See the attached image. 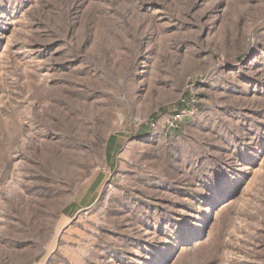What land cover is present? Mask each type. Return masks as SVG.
Listing matches in <instances>:
<instances>
[{
	"label": "rangeland",
	"instance_id": "1",
	"mask_svg": "<svg viewBox=\"0 0 264 264\" xmlns=\"http://www.w3.org/2000/svg\"><path fill=\"white\" fill-rule=\"evenodd\" d=\"M165 260L264 264V0H0V264Z\"/></svg>",
	"mask_w": 264,
	"mask_h": 264
},
{
	"label": "crops",
	"instance_id": "2",
	"mask_svg": "<svg viewBox=\"0 0 264 264\" xmlns=\"http://www.w3.org/2000/svg\"><path fill=\"white\" fill-rule=\"evenodd\" d=\"M115 141V145H114ZM111 143V151L113 148H117V139ZM110 151V152H111ZM117 155V151L113 153V157ZM108 162V161H107ZM109 164V163H108ZM109 166H111L109 164ZM43 183V182H42ZM44 184V183H43ZM106 184V178L102 174H94L90 179L85 181L79 188L74 203L79 205V208L76 212L72 211L73 204L71 205V211L68 216L75 218L78 216L82 211L87 209L89 205L96 201L100 194L103 192L104 186Z\"/></svg>",
	"mask_w": 264,
	"mask_h": 264
},
{
	"label": "built area",
	"instance_id": "3",
	"mask_svg": "<svg viewBox=\"0 0 264 264\" xmlns=\"http://www.w3.org/2000/svg\"><path fill=\"white\" fill-rule=\"evenodd\" d=\"M185 102V100H183ZM194 114V111H191L187 108H183L179 111L172 113L169 117L165 118L163 121L173 130H177L180 128V124L187 117H190Z\"/></svg>",
	"mask_w": 264,
	"mask_h": 264
},
{
	"label": "bare ground",
	"instance_id": "4",
	"mask_svg": "<svg viewBox=\"0 0 264 264\" xmlns=\"http://www.w3.org/2000/svg\"><path fill=\"white\" fill-rule=\"evenodd\" d=\"M167 263V260H165L162 264H166Z\"/></svg>",
	"mask_w": 264,
	"mask_h": 264
}]
</instances>
